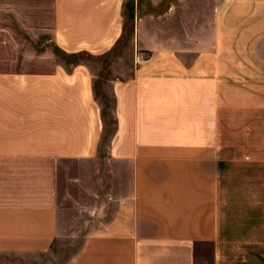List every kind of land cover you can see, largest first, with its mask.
<instances>
[{
	"label": "crops",
	"instance_id": "1",
	"mask_svg": "<svg viewBox=\"0 0 264 264\" xmlns=\"http://www.w3.org/2000/svg\"><path fill=\"white\" fill-rule=\"evenodd\" d=\"M260 6L0 0V264H264Z\"/></svg>",
	"mask_w": 264,
	"mask_h": 264
},
{
	"label": "rangeland",
	"instance_id": "2",
	"mask_svg": "<svg viewBox=\"0 0 264 264\" xmlns=\"http://www.w3.org/2000/svg\"><path fill=\"white\" fill-rule=\"evenodd\" d=\"M253 7L245 6V13L251 12ZM258 13H264V6L257 7ZM86 231L81 229L69 230L66 236H63L53 249V264H63L69 260L81 247L82 238ZM209 247L205 248L202 264H210Z\"/></svg>",
	"mask_w": 264,
	"mask_h": 264
},
{
	"label": "built area",
	"instance_id": "3",
	"mask_svg": "<svg viewBox=\"0 0 264 264\" xmlns=\"http://www.w3.org/2000/svg\"><path fill=\"white\" fill-rule=\"evenodd\" d=\"M137 60H139V57H137Z\"/></svg>",
	"mask_w": 264,
	"mask_h": 264
}]
</instances>
